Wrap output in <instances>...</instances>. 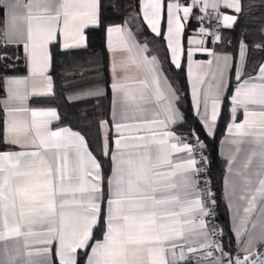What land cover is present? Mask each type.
I'll list each match as a JSON object with an SVG mask.
<instances>
[{
    "label": "snow or ice",
    "instance_id": "obj_1",
    "mask_svg": "<svg viewBox=\"0 0 264 264\" xmlns=\"http://www.w3.org/2000/svg\"><path fill=\"white\" fill-rule=\"evenodd\" d=\"M193 2L199 3L200 0ZM221 3L235 13L242 11L241 0H203L201 11H206L209 6L218 10ZM34 7H40L42 14L35 15ZM163 7L162 0H146L144 4V19L157 36H162L159 24ZM166 7L167 45L171 50L173 63L179 68L183 52L180 35L184 29L179 12L183 11V19L188 20L192 8L187 5L182 7L176 2L169 3ZM61 17L62 27H58ZM195 18L201 21L204 19ZM236 20L235 15H224L223 26L232 27ZM90 27L106 32L107 47L110 51L118 50L113 47V35L120 38L122 45H128L125 29L107 22L102 0H42L39 5L35 0H0V71L14 67L10 61L19 58L18 53L22 48L30 77L43 81L42 87L33 86L29 92L25 90L28 77L13 78L5 74L0 80L5 85L8 100H15L23 105L29 98H37L39 101L41 98L54 97L53 79L49 74V69L54 63L51 46L55 44L60 48L59 36H62V50L67 52L86 48L85 30ZM200 32L209 35L204 28H201ZM214 39L218 42L220 36L215 35ZM190 43L199 44L200 47L195 51L212 56L216 62L212 78L218 83L214 90H211L210 86V92L205 94L204 100L206 115L208 97L211 95L213 98L211 122L214 123L219 115L220 96L226 87L225 73L230 58L215 56L211 49L204 47L203 39L192 40ZM246 47L242 42V60ZM9 48L14 50L9 53ZM146 51V46L141 49V53ZM186 55L190 59L193 50L189 49ZM143 60L146 64L156 63L154 56L151 60L143 56ZM207 63L211 66L213 60L210 59ZM116 72L117 64L114 60V76ZM246 72L247 69L243 67L236 69L235 79L238 84L235 96L232 97L231 112L234 116L236 107L243 106L245 119L243 123L234 125L235 134L247 136L251 134V129L260 130L257 142L261 144L259 155L261 167L264 169V63L254 69V74H249L247 79H243ZM153 83L156 84V100L164 99L159 89V80L155 76ZM144 87H147L146 83ZM86 88L77 90L85 95L70 97L69 102L72 99L103 94L100 91L88 92ZM111 88L121 98V114L125 119L130 111L133 116L136 112L145 111L143 105L151 102V97L146 95L143 89L130 91L129 86L120 82L118 76ZM195 95L194 91V97ZM7 103L6 101V110L11 119L6 121V127L2 130L6 134L0 135V143L18 146L22 150L0 151V242H16L12 249H9L7 244L0 249V264H181L185 259L183 253L176 258L173 250L177 246L183 248V245H177L175 241L184 239V226L195 225L197 218L198 228L204 231L196 232L195 227L189 231L205 238L201 248L209 249L206 257H212L213 251L221 253L214 264H264V253L250 251L255 246L252 239H249L244 248L246 255L243 259L237 256L233 260L219 244L213 245L210 236L215 234L214 228L209 231V225L204 219L211 213L206 207L205 193L199 184L203 165L197 167L199 162L194 155L195 149L188 143H182L181 147L176 143L169 144L168 138L181 141L180 137H175L172 132L167 131L154 133L159 135L160 139L152 141L157 146L153 157L148 144H122L121 139L115 141L116 152L113 153L106 135L100 151L104 157L110 158L112 168L111 175L105 178L101 164L87 150L84 136L67 128L61 131H47L51 121L59 119L55 110H30L23 106L7 108ZM249 105L258 106L257 110H250ZM29 111L30 124L12 115ZM164 113L165 120L153 119L151 123L167 127V123H175L174 117L179 115L171 103L164 107ZM256 117L259 119H253ZM204 123L208 126L207 119ZM106 124L107 122H103L101 126ZM115 127L118 135L127 139L120 130L129 125L117 123ZM41 129L46 131L42 133ZM32 131H35L34 138L29 135ZM192 134L195 136V129ZM208 134L211 135V131ZM65 136L76 141L74 144L63 146L75 153V164L72 168H69L67 150L63 153H52L51 160L46 159L40 152V149L47 152L50 148H61L59 141ZM139 139L143 140L144 137ZM194 143L200 148L205 147L198 136L195 137ZM165 145L172 152H186L188 155L182 158L183 163L170 159V152ZM29 148L34 150L28 151ZM129 148L133 150L125 151ZM25 156L39 159L27 164L25 170H21L20 158ZM85 158L91 164L88 170L82 167ZM162 165H167L171 170L159 171ZM231 170L230 162L229 172ZM177 175L181 177L179 183L175 179ZM261 175H264V172ZM158 177L163 180L156 179ZM72 181L77 183L73 184ZM224 183L227 195V179ZM259 184L260 187L249 200L246 213H251L255 208L257 196L264 202V179H260ZM180 191L184 193L183 200ZM193 192H200L201 195L189 199L188 196ZM206 195L215 206L214 193L209 189ZM240 198L244 199L243 196ZM104 203L108 205L106 213L102 207ZM167 205H179L180 211L169 212L165 207ZM69 206H74L78 211L67 214L64 209ZM261 211L264 214V209ZM246 222L247 217L242 223ZM239 235L240 233L237 234L238 238ZM256 243L264 247V230ZM78 250L83 251L78 253ZM188 250L196 251L191 247ZM170 252L173 256L171 261L167 258Z\"/></svg>",
    "mask_w": 264,
    "mask_h": 264
},
{
    "label": "crops",
    "instance_id": "obj_2",
    "mask_svg": "<svg viewBox=\"0 0 264 264\" xmlns=\"http://www.w3.org/2000/svg\"><path fill=\"white\" fill-rule=\"evenodd\" d=\"M179 3L182 7L187 5L188 7L192 8V13L194 10L198 11L199 17H206L208 15H213L216 18L217 21V28L212 29L209 25L203 26L199 23L198 27L190 34V36L187 39V46H183V32L186 26V23L188 22L189 18L191 17L192 13H190L188 20L183 19V11L179 12V16L181 17V23L184 25V29L181 32L180 35V42L182 47V55L180 56V66L183 64L186 70L188 82H189V88L191 92V102L195 111V115L197 117L198 122L200 123L205 135L209 138H212L215 134V130L217 127V120L220 115L221 106L223 99L227 93L229 84H230V73L233 67V58L230 54L221 52V51H215L213 49L214 45L217 43L215 41L214 37L215 35H219L220 29H231L232 27H224L223 26V16L224 15H235L238 16L239 13H235L232 9L225 8L223 4L221 3L218 10L213 9L211 6L207 8L206 11H201V8H203V0H200L199 3L193 2V0H166L164 2L162 0V3L164 4V7L161 10V19L159 24V29L161 31V24L162 20L164 18V38L167 45V32H168V25H167V7L166 5L169 3ZM35 3L37 5L42 3V0H35ZM146 3V0H139V8L141 12V16L146 23V25L149 27L151 32L155 34L151 26L149 25L148 21L144 19V4ZM34 14L35 15H41L42 11L40 7H34ZM62 17H61V23L58 27H62ZM237 21V20H236ZM236 23V22H235ZM122 28L125 29L126 35L125 39L128 40V45L124 46L121 44V40L119 37L113 35L112 37V43L113 47L117 48L118 50L113 52L110 51L107 47V41L108 37L106 34V49L109 54V74H110V95H111V108H110V115L109 119L107 121H101L100 123V129H101V136L102 140L104 142V138L107 135L109 136V133L111 134L112 138V147L111 152H116L115 147V141L117 139H121L122 144H128V145H134V144H148L150 149L152 150L153 157L155 156V149L156 145L152 143L153 139H160L159 135H154V133H163V132H172L175 137H180L181 141H178L176 139L168 138L169 144L176 143L178 147L182 146V143H188L190 146L193 147L191 142V136H185V135H177L174 132V128L180 125L183 122V114L181 110L178 108L177 100L178 96L175 92L173 86L171 85L170 81L168 80L167 76L165 75L161 63L157 56L155 55H149L148 53V47L145 44L140 43L131 28L128 24H122L120 25ZM92 28V27H90ZM204 28L209 35H203L200 32V29ZM89 29V28H88ZM87 30V29H86ZM85 30V31H86ZM130 33L131 35L128 36L127 34ZM156 35V34H155ZM59 39L61 41V51L66 52L62 50V40L63 37L59 36ZM203 39L205 41L204 47H207L211 49L213 54L215 56L224 57L227 56L230 58L229 60V67L226 70L225 73V84L226 87L224 89V92L220 96V106L218 109L219 115L217 117V120L212 123L211 122V111H212V96L209 95L208 97V103H207V113L205 115V94L210 92V86L211 90L215 89V85L218 83V81L213 80V73L216 70V62L213 59L212 56H208L204 53L195 51V49L199 48V44H192L190 43L192 40L199 41ZM242 43V42H241ZM240 43V45H241ZM245 44V43H244ZM138 45L139 47H136ZM240 45L238 48L237 53V59L236 64L234 68V81L235 86L233 88L232 94L229 98L230 101V113H229V123L225 129V134L223 138L221 139V142L219 144V157L225 162V173L223 177V197L225 201V205L228 212V218H229V225L231 232L233 234L234 238V252L237 253V255L243 259L246 253L244 252V248L248 245L249 239H252L254 241V247L250 249L251 252H260L264 253V247H260L256 241L259 240V237L261 235L262 230H264V214H262L261 209H264V202L261 201V198L257 196V201L255 204V208L251 211V213H246L245 209L249 207V200L253 194L256 193V190L260 187L259 180L264 179V175H261L262 172H264V169L261 167V157L259 155V152L261 151V144L258 143V138L260 135V130L258 128L251 129L250 135L247 136H237L235 134V128L234 125L241 124L244 122V108L243 106H237L236 107V113L233 116L231 112L232 107V97L235 96V88L238 84L237 80L235 79L236 75V69L238 68H245L246 59H247V53L248 48L246 47V52L244 54V59H241V52H240ZM246 45V44H245ZM147 47V51L141 53V49L143 47ZM247 46V45H246ZM168 48V45H167ZM84 49V48H80ZM130 49V50H129ZM189 49L193 50V55L189 59L187 57V52ZM14 50V48H9L7 51L11 53ZM79 50V49H75ZM73 51V50H71ZM169 55L172 61V53L171 50L168 48ZM143 56H147L149 60L154 56L156 57V63L154 65L152 64H146L143 60ZM17 59L12 60L15 62H20V66L25 69L24 75H16V76H9L13 78H24L28 77V84L25 90L31 91L32 87L35 86L37 88H40L43 86V81L40 80V78H33L30 77L29 70L25 66L24 61V53L22 48L20 49L18 53ZM213 60V64L211 66L208 65V60ZM116 61L117 64V72L116 76H114L113 73V61ZM173 63V61H172ZM264 63V62H263ZM174 64V63H173ZM121 65H123V68H121ZM174 66H176L174 64ZM49 74L51 75V67L49 69ZM120 78V82L126 83L129 86V90L135 92L138 89H143L146 95L151 97V102L146 103L143 105V107L146 109L145 111L136 112L133 116V113L130 111L128 114V118L125 119L122 116V109H121V98L120 96H117L112 88L111 85L116 79V77ZM154 76L158 78L159 80V89L160 92L163 93L164 99L157 101L155 98V89L156 84L153 83ZM53 79V78H52ZM247 79V78H246ZM243 82V81H240ZM147 84V87H144V84ZM4 85V84H3ZM54 87V82H53ZM100 91L103 94L101 95H92V96H86V98L83 99H72L71 102H69L70 97H79L82 95H85V93H75L67 96V101L69 103H78L85 100L90 99H96L103 97L106 94V90L104 88H98L89 90L88 92H96ZM194 91H195V97H194ZM49 98V97H47ZM37 99V98H29L26 102H24L23 105L20 104V102L12 100H8L7 93L5 91V85H4V96L1 100V107L3 110V129L6 127V121L11 119V117L8 115L6 110L5 102L7 101V108H16V107H27L30 110H55L58 114V111L55 108H44V107H33L31 106V101ZM115 101V106H114ZM169 103L172 104L173 108L176 110V112L179 114L178 116L174 117L175 123H167V127H164L160 124H152L151 121L153 119L157 120H165V113H164V107H166ZM197 104L199 107H197ZM258 106H252L249 105L250 110H257ZM19 120H26L31 123V113L29 112H16L12 114ZM59 116V114H58ZM205 119L208 120V126H205ZM258 120L259 118H253ZM60 121V118L58 120L53 119L51 123L48 126L47 131H61L64 128L69 129L71 132L79 133L78 131H75L71 129L68 126H61V127H55ZM103 122H107L105 126H101ZM117 123H123L126 125H129V127L123 128L120 130V132L123 133V137H126L127 139H122L118 133L115 125ZM46 130L41 129V132H45ZM209 131H211V135H209ZM6 134L3 132V135ZM82 135L81 133H79ZM31 137H35V131H32L29 133ZM83 136V135H82ZM135 137V139H133ZM139 137H144L143 140L139 139ZM85 138V137H84ZM235 141H239V143H236ZM85 142L87 143L86 139ZM109 142V137H108ZM38 143V141H37ZM59 143L62 145L61 148H50L45 152L44 149H40L41 155L44 156L46 159L51 160L52 153L59 152L63 153L65 150L68 151V158H69V168H72L75 164V153L70 149H66L63 146L71 145L76 143V141L68 136L63 137ZM88 146V144H87ZM11 147L10 150L7 151H13L18 152L22 149L18 146H9ZM168 151L170 152V159H172L176 163H183V159L187 157L186 152H172L170 148H168L167 145L164 146ZM28 151H32L34 149H27ZM89 152L91 150L87 149ZM133 149H125V151H132ZM139 150V149H136ZM92 153V152H91ZM93 155V153H92ZM196 158V153H194ZM93 157L96 159V157L93 155ZM21 159V170H25L27 164L38 161L39 158L37 157H31V156H25L20 158ZM97 160V159H96ZM231 162V172H229V166ZM84 170H88L91 168L90 162L87 160V158L84 159L83 165ZM198 167V165H197ZM112 168V163H111ZM159 171H170L169 167L167 165H162L159 169ZM111 175V173H110ZM156 179L163 180L162 177H158ZM177 183L180 182L181 177L177 175L175 178ZM228 181V187H227V195L225 190V180ZM66 183H68L66 181ZM73 184H76V181H72ZM200 195V192H193L192 195L188 196L189 199L196 198ZM181 199L183 200L184 193L183 191H180ZM243 196L244 199H241L240 197ZM105 213L107 212L108 205L107 203H104L102 205ZM169 212L171 211H180L179 205H167L165 206ZM64 211L71 215L78 211L74 206H69L64 209ZM247 217V222L242 223L244 219ZM171 219V218H169ZM205 219V218H204ZM199 218H197L195 225H185V234L183 240H176L175 243L177 245H183V248L177 246L173 251L175 253V257L179 258L181 253H183V256L185 257L184 261H181V264H214L215 259L213 257H206L207 251L209 249L201 248V245L205 243V238L201 235H196L194 232L189 231V229L195 227L196 232H202L204 230L198 228ZM255 225V227H253ZM240 233L239 238L237 234ZM7 244L9 249L14 248L16 242L14 240H8L4 242H0V249H3L4 245ZM189 247L195 248L196 251L190 252L188 249ZM83 250H78V253ZM90 254V249H89ZM167 258L169 261L172 260L173 256L170 252L167 255ZM33 259H38V257H33Z\"/></svg>",
    "mask_w": 264,
    "mask_h": 264
},
{
    "label": "trees",
    "instance_id": "obj_3",
    "mask_svg": "<svg viewBox=\"0 0 264 264\" xmlns=\"http://www.w3.org/2000/svg\"><path fill=\"white\" fill-rule=\"evenodd\" d=\"M166 2V0H163ZM104 15L107 22L112 25L128 24L137 40L147 45L149 55L158 57L162 69L177 93V105L183 114V122L174 128V132L181 136H195L205 145L202 148L205 163H198V167L206 169L215 195V208L218 221L223 232V245L228 253L234 252V238L229 225L228 212L223 197V177L225 162L219 157L218 149L225 129L229 123L230 101L229 98L235 86L234 68L237 59L238 48L241 42L248 48L245 73L243 79L249 74H254V69L264 62V0H241L242 11L237 16V21L231 29H220V40L214 45L215 51L228 53L233 58V67L230 73V84L223 99L217 127L212 138L205 135L197 120L191 102V92L184 65L179 68L171 61L169 51L164 38V23L162 24V36L151 32L144 22L139 0H102ZM198 11L194 10L183 32V46H187V39L198 27ZM164 22V18H163ZM87 47L84 49L63 52L55 44L51 46L54 63L51 66V76L54 82V97L41 98L39 101H31L33 107L55 108L58 111L60 121L55 127L68 126L81 133L89 146V149L101 164V170L105 178L111 173V160L101 154L103 144L100 123L107 121L110 115V74L109 54L106 49V32L98 28H89L85 31ZM260 45L261 47H257ZM14 67L0 71V77L24 75L25 69L20 62L10 61ZM87 86V88H86ZM87 91L104 88L106 94L103 97L85 100L78 103H69L67 96L80 93L79 89ZM4 96L3 81L0 80V135H3V110L1 100ZM109 146L112 147V138L109 133ZM11 147L0 143V151L10 150ZM82 260L83 257L81 256Z\"/></svg>",
    "mask_w": 264,
    "mask_h": 264
},
{
    "label": "built area",
    "instance_id": "obj_4",
    "mask_svg": "<svg viewBox=\"0 0 264 264\" xmlns=\"http://www.w3.org/2000/svg\"><path fill=\"white\" fill-rule=\"evenodd\" d=\"M203 18L204 19L202 21L200 19H198L199 23L201 25H203V26H208L209 25L212 29L213 28L214 29L217 28V21H216V18L213 15H208V16L203 17ZM195 137L196 136H194V135L191 136V142H192L193 148L195 149L196 159L199 162V164L205 163V157L203 155L202 148H200L199 145L194 143ZM199 184H200L203 192L205 193L204 199L207 201L206 207L211 213V215H209L207 217H204L205 221L209 225V229L208 230L211 231L214 228V231H215V234L211 235L210 239L213 242L214 246L216 244H219L223 248L224 252H226L225 249H224V245H223V234L220 235V233H223V232H222L221 224H220V222L218 221V218H217L216 208H215V206H213L211 204V200L206 195L207 191L209 189L211 190V185H210V182H209V179H208L207 172H206L205 168H201ZM211 192H212V190H211ZM200 195H201V193H200ZM226 253H228V252H226ZM228 254L233 260H235V258L238 256L236 252L228 253ZM220 256H221L220 252L213 251V256L212 257L214 259L220 258Z\"/></svg>",
    "mask_w": 264,
    "mask_h": 264
},
{
    "label": "rangeland",
    "instance_id": "obj_5",
    "mask_svg": "<svg viewBox=\"0 0 264 264\" xmlns=\"http://www.w3.org/2000/svg\"><path fill=\"white\" fill-rule=\"evenodd\" d=\"M164 22H163V20H162V24H163ZM162 24H161V27H162Z\"/></svg>",
    "mask_w": 264,
    "mask_h": 264
}]
</instances>
